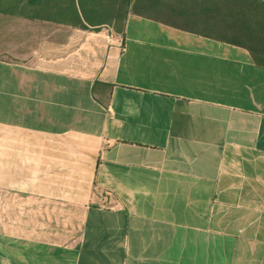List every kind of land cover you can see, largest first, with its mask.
<instances>
[{"label":"crops","instance_id":"crops-1","mask_svg":"<svg viewBox=\"0 0 264 264\" xmlns=\"http://www.w3.org/2000/svg\"><path fill=\"white\" fill-rule=\"evenodd\" d=\"M245 6L0 0V212L24 213L0 264H264V66L228 40Z\"/></svg>","mask_w":264,"mask_h":264},{"label":"rangeland","instance_id":"rangeland-1","mask_svg":"<svg viewBox=\"0 0 264 264\" xmlns=\"http://www.w3.org/2000/svg\"><path fill=\"white\" fill-rule=\"evenodd\" d=\"M250 5L249 2H246ZM258 11H263V8H256ZM121 21L117 20L114 28L117 31L121 28ZM240 27H237V34L231 36V39L243 42L244 44L254 46L257 49H264V21L257 25L256 23L245 19L238 20ZM24 213H5L0 212V223L11 226L18 216H23ZM81 213L80 212H54L52 213L53 228L52 235L55 238H68L75 235L79 229Z\"/></svg>","mask_w":264,"mask_h":264},{"label":"trees","instance_id":"trees-1","mask_svg":"<svg viewBox=\"0 0 264 264\" xmlns=\"http://www.w3.org/2000/svg\"><path fill=\"white\" fill-rule=\"evenodd\" d=\"M244 1H249L250 2V5H248L250 8H246L245 6V10H244V15L245 17L247 18L248 17V14L249 12H253V16L256 17L258 14L262 17L263 16V13H264V3L259 1V0H244ZM263 8V11H258V9L256 8ZM245 18V20H246ZM249 21V20H247ZM264 20L263 19H260V20H254L253 22L256 23L257 25H260ZM250 23H251V20H250ZM229 41L233 42V43H236V44H239L241 46H245L251 56H252V59L253 61L258 64V65H262L264 66V49H257L255 48L254 46H251V45H247V44H244L243 42H240V41H237V40H234V39H231V38H228Z\"/></svg>","mask_w":264,"mask_h":264}]
</instances>
